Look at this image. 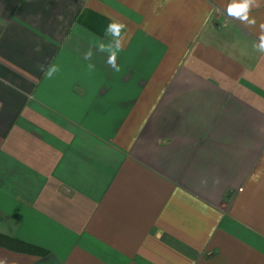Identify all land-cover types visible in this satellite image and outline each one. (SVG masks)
Returning <instances> with one entry per match:
<instances>
[{
    "label": "crops",
    "instance_id": "crops-1",
    "mask_svg": "<svg viewBox=\"0 0 264 264\" xmlns=\"http://www.w3.org/2000/svg\"><path fill=\"white\" fill-rule=\"evenodd\" d=\"M229 2L0 0V260L264 264V0Z\"/></svg>",
    "mask_w": 264,
    "mask_h": 264
},
{
    "label": "clouds",
    "instance_id": "clouds-1",
    "mask_svg": "<svg viewBox=\"0 0 264 264\" xmlns=\"http://www.w3.org/2000/svg\"><path fill=\"white\" fill-rule=\"evenodd\" d=\"M261 6V0H230L226 7V14L227 16L240 21L242 24H245L249 27H256L257 26V19L255 16L251 15L253 8H257ZM126 27L125 24L113 20L111 23L108 24L106 29V35L111 34L115 37H121L122 30ZM260 29H264V23L259 24ZM122 39V37H121ZM122 45L121 42L118 41L115 49H113L110 45H99L100 51H107L110 53V57L108 60V64L112 66L114 71L119 72L120 68L116 64V59L119 51L121 50ZM254 48L259 53H264V31L260 32V43L259 45L254 44ZM93 53L91 48L84 54L85 60H90ZM91 66V65H89ZM41 70L45 72V75L51 76L53 73L57 71V68L54 65L48 66L46 69L41 67ZM259 173H255L250 177V180L255 182L259 179ZM0 264H5L4 260H0Z\"/></svg>",
    "mask_w": 264,
    "mask_h": 264
},
{
    "label": "trees",
    "instance_id": "trees-1",
    "mask_svg": "<svg viewBox=\"0 0 264 264\" xmlns=\"http://www.w3.org/2000/svg\"><path fill=\"white\" fill-rule=\"evenodd\" d=\"M0 240H4V239H0Z\"/></svg>",
    "mask_w": 264,
    "mask_h": 264
}]
</instances>
